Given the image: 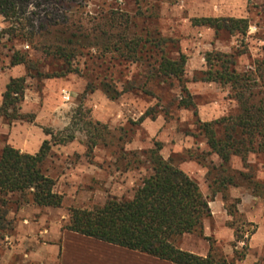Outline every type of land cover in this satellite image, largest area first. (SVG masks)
Segmentation results:
<instances>
[{
	"label": "rangeland",
	"instance_id": "rangeland-1",
	"mask_svg": "<svg viewBox=\"0 0 264 264\" xmlns=\"http://www.w3.org/2000/svg\"><path fill=\"white\" fill-rule=\"evenodd\" d=\"M17 10L19 21L26 25L22 32L31 30L29 20L53 25L54 36L62 35V23L69 27L68 34L78 30L90 34L96 25L107 28L115 17L113 33L122 32L121 24L127 20V39H139L140 59L135 62L105 49L106 37L98 45L83 41L72 61L73 72L56 78L53 75L63 72V62L44 57L38 47L40 38L26 43L16 36L7 41L6 34L0 43V96L12 77L24 78L23 97L16 106L18 119H3V123L11 131L18 126L42 130L50 143L43 170L55 180L66 212L131 199L150 174L146 153L159 142L161 156L172 159L193 179L208 202L221 196L230 218L226 225L233 237L235 231L242 235L233 252L246 247V255L255 252L256 264H263L264 245L259 252L249 245L264 223V154L249 153L244 162L232 157L225 170L220 168L219 158L209 154L199 122L235 117L239 106L230 86L194 78L200 79L207 70L205 55L212 51L233 55L239 73L255 72L260 62L264 74V0H24ZM200 18L246 19L248 29L245 35L216 34L192 24ZM11 25L0 14V30L7 31ZM12 50L26 53L35 70L11 68ZM180 55L187 60L179 80L157 73L161 56L177 59ZM258 83L254 91L264 94L261 77ZM183 88L192 97L196 117L193 110L178 108ZM61 90L69 91L68 103H63ZM146 113L148 117L141 121ZM5 138L0 136V143ZM220 175L233 178L235 185L221 187ZM208 220L209 216L203 224ZM194 235L212 247L213 238ZM234 241L235 237L231 245ZM182 242L180 237L174 240L175 245ZM212 250L214 257L225 258L220 247Z\"/></svg>",
	"mask_w": 264,
	"mask_h": 264
},
{
	"label": "trees",
	"instance_id": "trees-1",
	"mask_svg": "<svg viewBox=\"0 0 264 264\" xmlns=\"http://www.w3.org/2000/svg\"><path fill=\"white\" fill-rule=\"evenodd\" d=\"M21 2L24 0H0L1 16L12 22L7 31L0 30V43L6 34L9 35L7 41L16 36L26 43L33 42L36 37L40 38L38 47L44 57L63 62V72L53 75V78L64 77L73 72L72 61L80 54L83 41L98 45L106 37L103 41L105 49L111 48L120 57L132 62L140 59L137 56L139 39H127V20L124 21L125 25L121 24L123 29L118 34L113 33L115 17L109 20L111 23L107 28L96 25L90 34H85L82 30L68 34L66 32L69 27L62 23L59 25L62 35L58 33L54 36L53 25H46V22L36 24L29 20L27 25L31 30L22 32L26 25L22 26L17 17V6ZM192 24L210 28L216 34L225 31L230 35H245L248 29L246 19L235 18H200L193 19ZM18 30L19 35L16 33ZM33 47H37V43ZM186 60L184 55L177 59L161 56L157 73L179 80L184 73ZM205 61L207 70L202 72L200 79L194 78V81L230 86L232 98L239 106V113L235 117L199 122V130L209 148V154H215L221 161L220 168L225 170L232 157H240L244 162L249 153L264 154V94L254 91L260 86V77L264 80V74L260 73V62L255 72H237L234 68V56L230 54L212 51L205 55ZM18 65L24 66L28 72L36 68L26 53L12 50L9 66ZM37 75L43 77L38 71ZM46 77L51 78L48 75ZM23 92L24 78L11 79L6 84L2 93L0 117L18 119L16 106L22 99ZM182 93L184 96L178 103V108L193 110L196 117L190 93L186 88L182 89ZM116 97L109 96L112 100ZM148 115L144 114L140 120ZM161 149L162 145L156 142L154 148L147 151L150 174L141 180L131 199L108 200L101 207L92 210L69 209V221L63 228L174 264H231L225 258L214 257L211 252L206 257H200L176 247L174 240L178 237L194 233L202 235L203 220L210 215L209 202L193 179L178 168L172 159L161 156ZM49 150L50 143L47 140L42 142L34 155L21 153L10 145H4L0 152V196L20 193L25 202H31L37 207L60 208L63 196L55 192V180L43 170ZM218 180L223 188L235 185L231 177L220 175ZM228 214L232 215L233 212L228 211ZM238 232H234L233 247L242 239ZM245 250L246 247L241 252L234 251V258L243 260Z\"/></svg>",
	"mask_w": 264,
	"mask_h": 264
},
{
	"label": "crops",
	"instance_id": "crops-1",
	"mask_svg": "<svg viewBox=\"0 0 264 264\" xmlns=\"http://www.w3.org/2000/svg\"><path fill=\"white\" fill-rule=\"evenodd\" d=\"M15 78L18 77L11 79ZM3 119L6 118L0 117V136L7 140L0 143V152L6 144L21 153L34 155L38 152L45 139L42 130L18 126L11 131ZM223 204L219 195L208 204L210 220L203 224V237L213 238L212 247L194 234L181 236L182 245L176 247L206 257L209 252L213 253L212 248L218 246L232 264H256L255 252L247 254L243 260L234 258L233 232L226 225L230 218ZM68 221L69 213L63 201L60 208L37 207L25 202L20 193L0 196V264H174L68 231L63 228ZM263 245L264 223L252 236L249 246L253 248L251 251L257 248L259 252Z\"/></svg>",
	"mask_w": 264,
	"mask_h": 264
},
{
	"label": "built area",
	"instance_id": "built-area-1",
	"mask_svg": "<svg viewBox=\"0 0 264 264\" xmlns=\"http://www.w3.org/2000/svg\"><path fill=\"white\" fill-rule=\"evenodd\" d=\"M61 98L63 103H68L70 101V93L67 90H61Z\"/></svg>",
	"mask_w": 264,
	"mask_h": 264
}]
</instances>
